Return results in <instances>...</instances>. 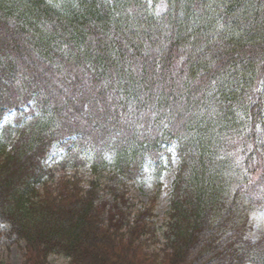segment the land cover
<instances>
[{
	"label": "trees",
	"instance_id": "1",
	"mask_svg": "<svg viewBox=\"0 0 264 264\" xmlns=\"http://www.w3.org/2000/svg\"><path fill=\"white\" fill-rule=\"evenodd\" d=\"M144 167L156 189L138 205ZM252 211L264 216V0H0V248L22 264H264Z\"/></svg>",
	"mask_w": 264,
	"mask_h": 264
},
{
	"label": "rangeland",
	"instance_id": "2",
	"mask_svg": "<svg viewBox=\"0 0 264 264\" xmlns=\"http://www.w3.org/2000/svg\"><path fill=\"white\" fill-rule=\"evenodd\" d=\"M11 114H8L4 117L2 124L6 121H9L11 118ZM11 139L7 140L9 143ZM61 148H58L57 145H52L45 162L48 166L57 168L58 163L61 159ZM177 168V163L174 159L169 158L166 162H164L161 166L163 170L158 182L160 183L159 193L156 200V205L153 210V220L155 225L158 227V233H160L164 226L163 222L167 217L165 214L168 210V203H169V192L172 187V181L175 176V171ZM73 167L68 166L66 172H73ZM78 174L82 176H89L90 169L86 165L78 166ZM141 176L137 179V181L132 186V190L129 192L131 199L140 204H145L148 200V197L153 193L156 189L155 186V178L154 175L150 172V170L144 167L141 171ZM247 238L252 240L257 239L261 234L264 233V216L256 213L250 212L248 215V223L246 224ZM160 239V237H159ZM22 256L20 250L17 245H12L8 251L4 248H0V264H22ZM48 264H67V260L62 256L51 255L49 257Z\"/></svg>",
	"mask_w": 264,
	"mask_h": 264
}]
</instances>
